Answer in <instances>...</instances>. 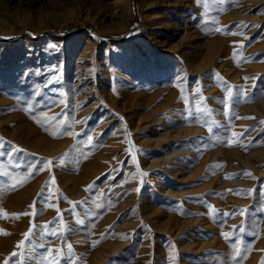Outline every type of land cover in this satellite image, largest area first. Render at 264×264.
<instances>
[{
    "label": "rangeland",
    "instance_id": "374dc122",
    "mask_svg": "<svg viewBox=\"0 0 264 264\" xmlns=\"http://www.w3.org/2000/svg\"><path fill=\"white\" fill-rule=\"evenodd\" d=\"M146 1L0 0V264L32 225L59 264L66 244L77 264H229L240 241L238 264L264 262V0Z\"/></svg>",
    "mask_w": 264,
    "mask_h": 264
},
{
    "label": "snow or ice",
    "instance_id": "6c2138e0",
    "mask_svg": "<svg viewBox=\"0 0 264 264\" xmlns=\"http://www.w3.org/2000/svg\"><path fill=\"white\" fill-rule=\"evenodd\" d=\"M225 2V0H196V3L198 6H202L205 10V12H207L213 5L216 4H223ZM215 22V21H214ZM215 31H223L220 28H216ZM234 34V33H233ZM241 48H243V45H241ZM237 56H241L242 59H247V58H243L242 57V53H236L234 52V58H236ZM244 79H249L248 77H245ZM217 80L219 82V77L217 75ZM224 84H226V82H223ZM233 86L228 85L226 88H224L223 90L226 91L227 93V97L225 100L221 101V103H223L226 108H229L231 106V104L235 101L236 103L239 102V99L235 96V94L232 91ZM183 98V96H182ZM200 99H201V104L197 106V113L199 114H211V109H208L206 106V99L202 96V93L200 94ZM245 99H247V97L245 96ZM185 103H188V101L186 100ZM28 111H31L32 109L29 107L27 108ZM246 118H251V117H246ZM53 120H56V117L52 118ZM62 119V118H61ZM262 123H264V121H262ZM71 126H69V128L67 130H62L61 134H72L70 131ZM126 130V129H125ZM208 130L212 131V127L211 125H208ZM53 135L54 138H59L57 133L53 132L51 133ZM235 135V133L233 134ZM91 141L92 138L89 136L88 137V144L89 147L91 146ZM4 143H6V141H4V138L0 137V146H2ZM236 144H239L240 141L236 140L235 142ZM229 146H232L231 144ZM17 151H19V149H16ZM2 154V153H0ZM66 155V154H65ZM61 159V162L63 163V157L58 158ZM53 164L52 160H48V159H40L34 162H29L26 166V169L28 171V175L24 176H20V177H10V179L12 181H14L13 183H11L9 185L11 190H15L17 187H20L23 185V183H25L28 179L31 178L32 173L34 172H39L41 170L47 169L49 168L50 165ZM2 165H0V169H2ZM214 167H222V166H214ZM241 175H246L251 177V173L245 172ZM0 176H9V173L4 172V171H0ZM226 179H231L233 178L232 176H226ZM52 182L54 183V177L51 178ZM5 190L3 187V183H0V191ZM46 189H42V193L43 191H45ZM86 191H91V186H89L88 188H86ZM229 192L233 191V190H228ZM249 192H251L252 190H248ZM41 193V194H42ZM71 204L74 205V207L71 209V211L73 212L74 215L78 216L79 214L76 212L75 209V205L76 204H83L85 203L84 201H80V202H69ZM95 203V201H94ZM30 207L34 208L35 207V202L33 203V205H30ZM97 207H99V205H97ZM212 207V206H210ZM29 213H15L12 214L13 217L15 218H19L20 215H28ZM240 215H244L245 214V210H240L239 212ZM0 215H7L6 213H3V210L0 209ZM33 217H35L36 213L33 212L31 214ZM225 215H235L234 213H225ZM58 220L60 222L61 228L59 231L66 233L67 231H69V229L67 228V226L63 223L62 218L58 217ZM78 223H82V220H78ZM53 222H48V224H52ZM35 225L30 226L29 232L24 233V239L18 241L16 247L17 248H22L24 249V251L22 252H17V251H13L10 256L8 258L5 259L4 264H10L11 258L15 257L18 261V264H26L27 261H31V260H36V264H59V260L63 257V247L59 250H56L58 252V255L56 256H48L46 257L44 254H40V256L37 258L36 253H35V249L36 247H40V248H45L44 244H39V245H33L31 250L28 249V242L30 241V239L32 238V236L34 235V229H35ZM42 229H45V231L42 232V235H56L58 234V230L55 228L49 229L47 227V225H42L40 226ZM233 234L230 235L229 233H221L226 241H229L232 239V237L234 236V232L235 231H240V232H244L245 229V225L241 224L240 226H233ZM2 231V230H0ZM7 234V233H4ZM66 244V242H64ZM67 247V256L64 258H67L69 260V264H77V258L75 257L73 251H72V245L71 244H66ZM230 247L233 248L234 252L233 254H230L229 257V264H238V260L240 258H242L243 255V242L240 241L239 245L235 242H233ZM46 251L48 253L53 252L54 250L51 248H47ZM172 253H173V260H175V256L177 255L175 253L174 250V245L172 246ZM217 264H224L223 261H218ZM262 264H264V262H262Z\"/></svg>",
    "mask_w": 264,
    "mask_h": 264
},
{
    "label": "bare ground",
    "instance_id": "6f19581e",
    "mask_svg": "<svg viewBox=\"0 0 264 264\" xmlns=\"http://www.w3.org/2000/svg\"><path fill=\"white\" fill-rule=\"evenodd\" d=\"M148 4H150L152 1L151 0H147L146 1ZM127 20H128V16H125V18H124V20H123V22L122 23H120V24H118L117 23V26H115V29H121V28H123V26L126 24V22H127ZM96 27L98 28V30H100V26H99V24L98 23H96ZM145 28H146V26H145ZM219 42V41H218ZM221 42V41H220ZM213 43H215V42H212V44H211V46L210 45H208V48H207V51H212V52H214V48H215V46H214V44ZM213 46H214V48H213ZM217 46V45H216ZM204 56V55H203ZM249 108V107H248ZM245 109V108H244ZM254 109V108H253ZM252 110V109H251ZM255 111V110H254ZM258 111V110H257ZM259 113V112H258ZM258 113H257V115H258Z\"/></svg>",
    "mask_w": 264,
    "mask_h": 264
},
{
    "label": "trees",
    "instance_id": "16d2710c",
    "mask_svg": "<svg viewBox=\"0 0 264 264\" xmlns=\"http://www.w3.org/2000/svg\"><path fill=\"white\" fill-rule=\"evenodd\" d=\"M132 28V25H130ZM126 33L125 32H121V33H117V34H108L106 35L107 38L110 39H117V37H123Z\"/></svg>",
    "mask_w": 264,
    "mask_h": 264
}]
</instances>
